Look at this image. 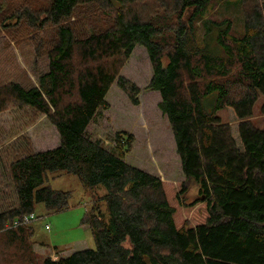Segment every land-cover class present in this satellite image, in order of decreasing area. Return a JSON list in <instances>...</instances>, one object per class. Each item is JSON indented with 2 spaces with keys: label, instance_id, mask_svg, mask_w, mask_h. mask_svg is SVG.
Returning <instances> with one entry per match:
<instances>
[{
  "label": "trees",
  "instance_id": "16d2710c",
  "mask_svg": "<svg viewBox=\"0 0 264 264\" xmlns=\"http://www.w3.org/2000/svg\"><path fill=\"white\" fill-rule=\"evenodd\" d=\"M40 1L0 0L6 38L19 44L32 34L35 56L47 60L36 83H0V112L44 114L59 143L9 161L15 198L0 211L3 238L32 241L29 223L6 224L34 213L35 203L67 208L70 191L48 181L70 173L86 191L104 188L81 218L94 247L36 262L25 252L27 264H264V128L248 119L259 96L264 115V0H240V36L229 26L213 32L221 23L205 15L214 0ZM136 45L147 52V88L160 95L185 180L127 163L130 133L115 132L110 147L88 133L114 82L137 103L139 88L118 74ZM189 181L199 196L186 202Z\"/></svg>",
  "mask_w": 264,
  "mask_h": 264
},
{
  "label": "rangeland",
  "instance_id": "374dc122",
  "mask_svg": "<svg viewBox=\"0 0 264 264\" xmlns=\"http://www.w3.org/2000/svg\"><path fill=\"white\" fill-rule=\"evenodd\" d=\"M206 17L221 23L213 32L229 26L230 35L240 36L243 33L240 0H214L207 7ZM205 18L198 23V38L205 31ZM105 23L98 19L95 22ZM6 37L0 27V83L9 80L36 83L37 75L45 70L47 60L35 56L34 41L30 39L32 34L26 33L20 37L19 44ZM151 71L145 48L136 45L118 74L139 88L137 103H132L127 93L114 82L105 96L107 107L99 110L87 130L91 137L101 139L107 147L113 145L110 139L115 132L132 134L133 142L124 158L127 163L164 180L182 181L185 176L175 151L173 134L166 116L158 107L160 95L156 90L147 88ZM262 102L263 97L259 96L248 118L258 128H264ZM217 114L222 122L228 121L226 108H220ZM58 143V133L44 114L26 107H10L0 112V211L9 207L15 198L7 167L9 161L27 151L45 150ZM48 184L53 189L70 191L69 206L60 211H48L43 203H35L36 219L29 223L33 228L32 241L18 244L19 241H8L0 234V264H27L30 253L34 256L32 262H36L48 255L58 257L66 251L94 247L91 231L81 224V218L85 210L93 206V196L102 195L104 188L99 186L94 192L86 191L77 176L70 173L56 174L54 177L50 175ZM198 196L196 184L189 181L184 196L186 202ZM99 202L101 208L105 209L104 202ZM46 224H49V230ZM27 244H30L29 248H26ZM25 252L27 256H24Z\"/></svg>",
  "mask_w": 264,
  "mask_h": 264
},
{
  "label": "built area",
  "instance_id": "2783aa9c",
  "mask_svg": "<svg viewBox=\"0 0 264 264\" xmlns=\"http://www.w3.org/2000/svg\"><path fill=\"white\" fill-rule=\"evenodd\" d=\"M34 219H36L35 214L33 212L32 213H28V214L23 215L20 219L14 220L12 222V224H6V227H16L18 225L28 224ZM45 227H46L47 230L50 229L49 224H46Z\"/></svg>",
  "mask_w": 264,
  "mask_h": 264
},
{
  "label": "crops",
  "instance_id": "0c3cea01",
  "mask_svg": "<svg viewBox=\"0 0 264 264\" xmlns=\"http://www.w3.org/2000/svg\"><path fill=\"white\" fill-rule=\"evenodd\" d=\"M85 226L88 227L87 225H85ZM88 228H89V227H88ZM42 246H43V245H42ZM90 248H92V247H90ZM83 249H85V248H83ZM80 250H82V249H80ZM76 251H77V250H76ZM67 252H68V253H67ZM72 252H74V250H73V251H66L65 254L62 253L63 255H62L61 253H60V255H59L58 253H57V254L59 255L58 257H60V256H61V257H65V256H68L69 254H71ZM48 256H49V255H48ZM50 257H51V256H50ZM51 258H52V259H55V258H57V257H51Z\"/></svg>",
  "mask_w": 264,
  "mask_h": 264
}]
</instances>
